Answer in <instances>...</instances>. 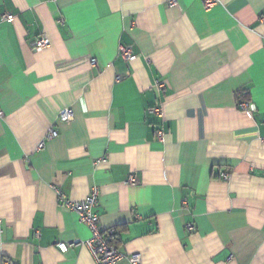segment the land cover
Returning a JSON list of instances; mask_svg holds the SVG:
<instances>
[{
	"label": "crops",
	"instance_id": "0c3cea01",
	"mask_svg": "<svg viewBox=\"0 0 264 264\" xmlns=\"http://www.w3.org/2000/svg\"><path fill=\"white\" fill-rule=\"evenodd\" d=\"M177 1L0 0V264H97L93 188L141 264H264V0Z\"/></svg>",
	"mask_w": 264,
	"mask_h": 264
},
{
	"label": "built area",
	"instance_id": "2783aa9c",
	"mask_svg": "<svg viewBox=\"0 0 264 264\" xmlns=\"http://www.w3.org/2000/svg\"><path fill=\"white\" fill-rule=\"evenodd\" d=\"M216 0H205V6L211 8L216 5ZM171 6H177V0H171ZM3 20L13 19V15H4ZM52 42L48 35L43 34L39 39L33 44V49L36 51H42L51 46ZM121 54L127 61H132L135 57L130 49L121 48ZM91 65L96 66L97 61L92 59ZM123 77H116V81H122ZM254 108V107H253ZM243 110H252V107L245 104L242 105ZM0 116H3V112H0ZM74 118L73 109L66 108L61 111L59 115V121L62 123L68 122ZM59 132L53 127L50 128L45 134L44 138L40 141L37 150H45L47 143L51 140L57 138ZM163 132H158V137L163 139ZM225 180L229 179L227 173L223 174ZM60 204L79 215L80 221L88 225L91 230L92 236L88 241L81 242L79 240L72 243H58L56 246L62 253H66L70 250L72 246L84 243L91 251L97 264H119L122 260L127 258L132 264H141L142 256L139 253H134L129 257H126L120 250L116 243L110 242L112 235L116 233L115 229H104L101 224V218L98 213H96V208L100 204V191L98 188H93L91 193L81 201H71L61 192H59ZM187 204V203H186ZM187 230L190 233L195 232L196 226L194 223L187 224Z\"/></svg>",
	"mask_w": 264,
	"mask_h": 264
},
{
	"label": "trees",
	"instance_id": "16d2710c",
	"mask_svg": "<svg viewBox=\"0 0 264 264\" xmlns=\"http://www.w3.org/2000/svg\"><path fill=\"white\" fill-rule=\"evenodd\" d=\"M118 232H116L114 235H112L110 242L116 243L118 245Z\"/></svg>",
	"mask_w": 264,
	"mask_h": 264
}]
</instances>
